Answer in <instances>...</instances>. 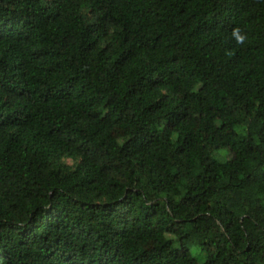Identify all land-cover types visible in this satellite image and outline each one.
<instances>
[{
	"label": "trees",
	"instance_id": "obj_1",
	"mask_svg": "<svg viewBox=\"0 0 264 264\" xmlns=\"http://www.w3.org/2000/svg\"><path fill=\"white\" fill-rule=\"evenodd\" d=\"M0 264H264V0H0Z\"/></svg>",
	"mask_w": 264,
	"mask_h": 264
},
{
	"label": "rangeland",
	"instance_id": "obj_2",
	"mask_svg": "<svg viewBox=\"0 0 264 264\" xmlns=\"http://www.w3.org/2000/svg\"><path fill=\"white\" fill-rule=\"evenodd\" d=\"M199 260H203V257L202 258H198Z\"/></svg>",
	"mask_w": 264,
	"mask_h": 264
}]
</instances>
